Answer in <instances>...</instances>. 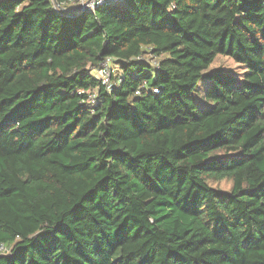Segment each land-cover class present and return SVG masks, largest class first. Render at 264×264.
<instances>
[{
	"label": "trees",
	"instance_id": "1",
	"mask_svg": "<svg viewBox=\"0 0 264 264\" xmlns=\"http://www.w3.org/2000/svg\"><path fill=\"white\" fill-rule=\"evenodd\" d=\"M71 1L0 0V264H264V0Z\"/></svg>",
	"mask_w": 264,
	"mask_h": 264
},
{
	"label": "rangeland",
	"instance_id": "2",
	"mask_svg": "<svg viewBox=\"0 0 264 264\" xmlns=\"http://www.w3.org/2000/svg\"><path fill=\"white\" fill-rule=\"evenodd\" d=\"M75 9H76L75 6H71V10L74 11ZM147 58L150 59L149 57H147ZM152 63H153V61H152ZM104 65L105 64L102 65V69H103ZM111 67L113 68L114 73L117 75L118 74V68L115 67V63H111ZM102 69L98 68V69L93 70L92 75L99 78V79L100 78L103 79L104 74L102 72ZM214 69H222L226 72H230V73L235 74V75H237V74L239 75V74H242L244 72V68L242 66L237 64L233 59H231L227 56H223V55H220L215 59V61L211 65L209 71H212ZM109 74L110 73H108V75ZM202 89H204L203 86H202ZM202 96L203 95L201 93L200 97H202ZM210 186L215 188V189H218L222 192H229L233 188V183L230 181L224 180V181L218 182V183L210 182Z\"/></svg>",
	"mask_w": 264,
	"mask_h": 264
},
{
	"label": "built area",
	"instance_id": "3",
	"mask_svg": "<svg viewBox=\"0 0 264 264\" xmlns=\"http://www.w3.org/2000/svg\"><path fill=\"white\" fill-rule=\"evenodd\" d=\"M124 0H74L69 3V5L75 6V10H81L86 12H94L101 7L104 6H112L115 4H119ZM71 7V6H70ZM57 11H61L59 7L56 6ZM102 72L104 74V78L102 79L104 84H109L111 79V70L109 69V62H105L103 66ZM108 73H110L108 75Z\"/></svg>",
	"mask_w": 264,
	"mask_h": 264
}]
</instances>
